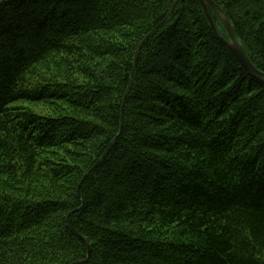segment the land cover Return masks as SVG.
<instances>
[{
    "label": "trees",
    "instance_id": "obj_1",
    "mask_svg": "<svg viewBox=\"0 0 264 264\" xmlns=\"http://www.w3.org/2000/svg\"><path fill=\"white\" fill-rule=\"evenodd\" d=\"M174 2L0 0V264H264V83L199 0L143 43Z\"/></svg>",
    "mask_w": 264,
    "mask_h": 264
},
{
    "label": "water",
    "instance_id": "obj_2",
    "mask_svg": "<svg viewBox=\"0 0 264 264\" xmlns=\"http://www.w3.org/2000/svg\"><path fill=\"white\" fill-rule=\"evenodd\" d=\"M204 11L205 14L210 22V25L213 29V31L215 32L216 36L218 37V39L237 57V59L241 62V64L246 68V70L248 71V73L258 79L259 81L264 83V72H261L260 70H258L253 63L251 62V60L249 59L244 47L242 46V44L240 43V41L238 40L236 34H235V30L234 27L230 21V18L228 17V15L223 11V9H221V7H219L214 0H199ZM179 0H175V2L173 3L172 7L170 8L167 16L165 17V19L159 23L148 35L147 37L144 39L143 43L149 39L157 30H159L160 28H162L170 19V16L172 14V12L174 11L176 5L178 4ZM210 9H212L217 16L219 17V19L221 20V22L223 23L224 27L226 28V32H227V38H225L223 35H221L215 25L213 16L210 12ZM143 43L140 44V46L138 47L137 51H136V55H135V66L137 63V59H138V55L140 52V49L143 45ZM134 66V67H135ZM134 70V69H133ZM132 82H133V71L131 73V77H130V81H129V85L127 87V90L125 92L124 98H123V102H122V110L124 108L126 99L128 97V94L131 90L132 87ZM113 143V142H112ZM112 143L109 145L108 149L105 151V153L102 155V157L95 163V165L83 176L80 185L83 183V181L85 180V178L88 176V174L93 171V169L95 167H97L100 162L103 160V158L107 155ZM69 225V224H68ZM70 227V225H69ZM71 228V227H70ZM72 229V228H71ZM80 261H76L70 264H78Z\"/></svg>",
    "mask_w": 264,
    "mask_h": 264
}]
</instances>
